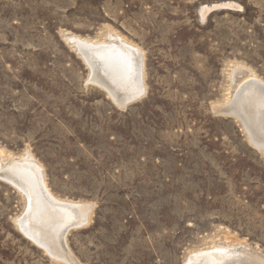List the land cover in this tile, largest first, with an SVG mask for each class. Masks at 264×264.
Masks as SVG:
<instances>
[{"label":"rangeland","instance_id":"obj_1","mask_svg":"<svg viewBox=\"0 0 264 264\" xmlns=\"http://www.w3.org/2000/svg\"><path fill=\"white\" fill-rule=\"evenodd\" d=\"M111 32L143 53L125 105L68 41ZM237 66L264 81V0H0V168L31 154L59 200L94 204L66 236L81 264L264 254V151L216 112ZM27 205L0 178V264H69L19 228Z\"/></svg>","mask_w":264,"mask_h":264},{"label":"bare ground","instance_id":"obj_2","mask_svg":"<svg viewBox=\"0 0 264 264\" xmlns=\"http://www.w3.org/2000/svg\"><path fill=\"white\" fill-rule=\"evenodd\" d=\"M109 37L102 43L79 38H70L68 41L77 44L76 48L87 58L94 70L95 80L106 86L116 101L125 105L145 93L143 53L112 32ZM232 78V96L225 105L218 106L217 109L223 113L233 111L241 115L252 141L264 151V81L245 66H237L232 72ZM3 160L12 159L8 157ZM0 178L10 180L28 198L25 213L16 220L19 228L45 247L53 257L69 264H81L70 250L66 236L71 228L90 222V211L94 204L59 200L47 185L42 165L31 154L25 160L6 168L2 164ZM261 255L244 246L221 245L196 252L188 262L264 264Z\"/></svg>","mask_w":264,"mask_h":264},{"label":"water","instance_id":"obj_3","mask_svg":"<svg viewBox=\"0 0 264 264\" xmlns=\"http://www.w3.org/2000/svg\"><path fill=\"white\" fill-rule=\"evenodd\" d=\"M100 84V83H99ZM101 85V84H100ZM102 86V85H101ZM102 87H104L106 90H107V88H106V86H102ZM107 92H108V90H107ZM140 97V96H139ZM136 98H138V97H136ZM136 98H134V100L136 99ZM131 101H133V100H131ZM130 101V102H131ZM129 102V103H130ZM216 112H220V113H223V112H221L220 110H218V109H216ZM226 115H230V116H233V117H236V118H238L241 122H242V124H244L243 123V119L241 118V115H239L238 113H236V112H233V111H226V113H225ZM262 254V253H261ZM263 255V256H262ZM261 256H262V258H264V254H262Z\"/></svg>","mask_w":264,"mask_h":264}]
</instances>
